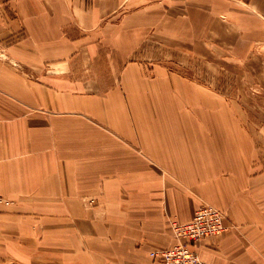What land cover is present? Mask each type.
Returning a JSON list of instances; mask_svg holds the SVG:
<instances>
[{
	"label": "crops",
	"instance_id": "crops-1",
	"mask_svg": "<svg viewBox=\"0 0 264 264\" xmlns=\"http://www.w3.org/2000/svg\"><path fill=\"white\" fill-rule=\"evenodd\" d=\"M160 44L167 66L128 60ZM175 54L256 72L246 100L169 75ZM249 97L264 103V0H0V264H154L202 199L227 227L200 257L264 264Z\"/></svg>",
	"mask_w": 264,
	"mask_h": 264
},
{
	"label": "rangeland",
	"instance_id": "rangeland-1",
	"mask_svg": "<svg viewBox=\"0 0 264 264\" xmlns=\"http://www.w3.org/2000/svg\"><path fill=\"white\" fill-rule=\"evenodd\" d=\"M6 26V25H3ZM161 42V41H160ZM161 51V44H160V50H159V56H153V58H148V59H144L143 57H139L137 55H127L128 60H147V62L149 61H153L154 63H159V65H164L167 66V61H166V56L164 55L161 56L162 54ZM151 57V56H148ZM171 60H169V63L172 64L174 66L173 70L171 68V65H168V74L171 75L172 72L175 74V76H181L183 78H187L190 79L191 81L194 82V84L196 85H201L204 84L206 86H208L209 88H211L212 90H218L220 93L224 94V95H229L230 96V91L231 88H233V86H236L233 88V94L234 93H238L241 96H244V99L246 100V95H247V88H245L244 86H242L241 84L247 80V78L249 77L250 79L253 78V75L256 74V72H251V74L246 73L245 77L242 76L245 74V72H230V71H205V70H201L198 68L199 65H191V67H189L183 60L182 55H177L175 54L174 57V61L170 62ZM152 65V63H146L145 68H143V70H141V76L142 78H151L153 77V72L149 71L150 66ZM195 67V68H192ZM250 90H254L253 88H250ZM257 90V89H256ZM255 91V90H254ZM256 93H261V91ZM250 101H246L242 104H240V111L243 108L244 111V117H246V113L250 115V118H244L242 119V122H244L243 126H248V122L250 124H252V120H254V127L258 128V127H262L264 126L263 122H264V109L263 105L264 103L261 101V99L253 100V97H249ZM257 98V97H256ZM252 115V116H251ZM260 138L261 141L263 142V138L264 135H262L260 133ZM262 153L264 155V152L262 151H258L256 154V161L260 160L259 162L256 163H260V166H253L251 167V172L254 174L260 173L259 171H261L262 166L261 163L264 159V157L262 156ZM255 163V164H256ZM253 165V164H252ZM260 167V168H259ZM202 203H209L212 204L206 200H201Z\"/></svg>",
	"mask_w": 264,
	"mask_h": 264
},
{
	"label": "built area",
	"instance_id": "built-area-1",
	"mask_svg": "<svg viewBox=\"0 0 264 264\" xmlns=\"http://www.w3.org/2000/svg\"><path fill=\"white\" fill-rule=\"evenodd\" d=\"M12 200L0 192V206L9 205ZM226 213L209 203H201L187 222L172 221L176 238L169 247L150 252L154 264H210L191 246L205 237L218 236L226 229Z\"/></svg>",
	"mask_w": 264,
	"mask_h": 264
}]
</instances>
